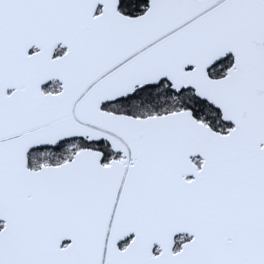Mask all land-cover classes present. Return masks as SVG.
Here are the masks:
<instances>
[{
	"label": "snow or ice",
	"instance_id": "1",
	"mask_svg": "<svg viewBox=\"0 0 264 264\" xmlns=\"http://www.w3.org/2000/svg\"><path fill=\"white\" fill-rule=\"evenodd\" d=\"M0 264H264V0H0Z\"/></svg>",
	"mask_w": 264,
	"mask_h": 264
}]
</instances>
